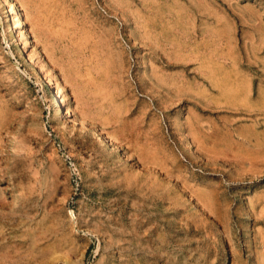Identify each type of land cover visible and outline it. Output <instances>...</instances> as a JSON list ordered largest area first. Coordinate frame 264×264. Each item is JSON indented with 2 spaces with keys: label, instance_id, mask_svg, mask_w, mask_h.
<instances>
[{
  "label": "rangeland",
  "instance_id": "374dc122",
  "mask_svg": "<svg viewBox=\"0 0 264 264\" xmlns=\"http://www.w3.org/2000/svg\"><path fill=\"white\" fill-rule=\"evenodd\" d=\"M0 160V264H264V0H0Z\"/></svg>",
  "mask_w": 264,
  "mask_h": 264
},
{
  "label": "bare ground",
  "instance_id": "6f19581e",
  "mask_svg": "<svg viewBox=\"0 0 264 264\" xmlns=\"http://www.w3.org/2000/svg\"><path fill=\"white\" fill-rule=\"evenodd\" d=\"M13 6V5H12ZM11 7V6H10ZM21 17V16H20ZM19 21V20H18ZM19 23H21V22H19ZM19 26V25H18ZM21 26V25H20ZM30 58V57H29ZM30 62L34 65V61L32 60V58H30ZM36 63V62H35ZM34 67V66H33ZM41 69V68H40ZM31 72H32V69H31ZM39 72V71H38ZM43 72L40 70V74H42ZM42 75H44V74H42ZM45 76H46V74H45ZM43 77V76H42ZM46 78V77H45ZM46 81V80H45ZM47 82V85L50 87V88H54V86H53V84H52V82L50 81V80H47L46 81ZM55 94L56 95H58V91L57 90H55ZM54 94V95H55ZM52 108H53V110H55V111H58L59 113H61L65 118H72L74 121H76V123H77V125L79 126V128L81 129V130H84L85 131V133L87 132V133H90V134H94L96 137H98V138H100V140L102 139V137L107 141V143H109V145H111V146H114V142H113V140L111 139V138H109L108 136H106V135H103V133H102V131H101V133L100 132H98V131H94L93 129H91L83 120H81L80 118H78L76 115H72L69 111L70 110H68V109H64L63 107H62V105H61V102H60V95H58V96H55V98H54V100L52 101ZM58 114V113H57ZM73 122V121H72ZM77 126V127H78ZM105 133V132H104ZM231 133V132H230ZM212 140V139H211ZM238 141V140H237ZM102 142V141H101ZM103 142H104V140H103ZM254 142V141H253ZM258 142V141H257ZM259 143V142H258ZM252 144V143H251ZM107 145V144H106ZM247 148V147H246ZM252 148V147H251ZM254 148V147H253ZM117 149V148H116ZM115 149V150H116ZM3 151V150H2ZM117 151V150H116ZM252 151V150H251ZM256 151V150H255ZM223 152V151H222ZM250 153V152H249ZM3 154H4V152H3ZM240 154V153H239ZM238 154V155H239ZM2 155V154H1ZM240 156V155H239ZM232 157H234V156H232ZM238 157V156H237ZM6 158V157H5ZM243 158H245V157H243ZM234 159H236L235 157H234ZM2 160V159H1ZM0 160V161H1ZM4 160V159H3ZM5 160H7V159H5ZM236 161V160H235ZM240 161V160H239ZM237 162V161H236ZM6 164H7V162H6ZM0 166H1V164H0ZM4 168V167H3ZM2 170V169H1ZM5 170V169H4ZM8 172V171H7ZM3 173V172H2ZM4 175H5V173H3ZM7 174V173H6ZM0 176H2V175H0ZM4 177V176H3ZM6 179V178H5ZM15 191V190H14ZM11 192V191H10ZM218 195V194H217ZM23 196V195H22ZM21 197V196H20ZM19 197V198H20ZM29 197V196H28ZM23 198V197H22ZM217 198H219V197H217ZM29 199V198H28ZM27 200V199H26ZM23 201V200H22ZM29 204H30V202H29ZM160 204V203H159ZM30 206V205H29ZM41 206V205H40ZM28 208V207H27ZM46 208V207H45ZM44 208V209H45ZM145 208V207H144ZM29 211V210H28ZM140 211V210H139ZM247 214H248V212H247ZM15 216V215H14ZM28 217V216H27ZM9 218V217H8ZM10 219V218H9ZM53 227V226H52ZM40 238V237H39ZM27 239V238H26ZM27 247V246H26ZM36 247V246H35ZM28 261V260H27ZM38 262V261H37ZM28 264V263H27Z\"/></svg>",
  "mask_w": 264,
  "mask_h": 264
}]
</instances>
